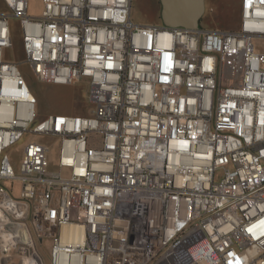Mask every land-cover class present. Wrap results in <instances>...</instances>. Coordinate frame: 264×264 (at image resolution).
<instances>
[{
	"label": "built area",
	"instance_id": "built-area-1",
	"mask_svg": "<svg viewBox=\"0 0 264 264\" xmlns=\"http://www.w3.org/2000/svg\"><path fill=\"white\" fill-rule=\"evenodd\" d=\"M29 1L0 0V264H47L46 239L48 264H264V0H239L234 29L136 24L131 0ZM22 63L86 81L90 113L38 118ZM25 133L57 139L56 168L30 140L16 171L6 149Z\"/></svg>",
	"mask_w": 264,
	"mask_h": 264
},
{
	"label": "rangeland",
	"instance_id": "rangeland-1",
	"mask_svg": "<svg viewBox=\"0 0 264 264\" xmlns=\"http://www.w3.org/2000/svg\"><path fill=\"white\" fill-rule=\"evenodd\" d=\"M41 6V0H30L29 13L31 15L38 14ZM160 8L159 0H131V20L141 25L160 24ZM199 24L201 27L209 29L236 28L239 24V0H205V11L201 16ZM10 28L13 46L6 50V54L16 61H23L22 34L16 20L10 19ZM255 45L258 49L264 48V42L261 40H256ZM20 70L29 89L35 96V110L38 118L60 111L79 114L90 113V105L85 95L86 81L82 80L74 85L45 83L38 80L25 63L20 65ZM30 140L43 142L51 147L49 155L51 167L56 168L58 165L57 139L55 137L25 133L20 140L6 149L16 171L19 169L23 147ZM63 174L68 175V172L64 171ZM5 184L11 187L15 195L18 194L20 188L19 181H6ZM51 244L49 239L38 243L47 264L49 263Z\"/></svg>",
	"mask_w": 264,
	"mask_h": 264
},
{
	"label": "water",
	"instance_id": "water-1",
	"mask_svg": "<svg viewBox=\"0 0 264 264\" xmlns=\"http://www.w3.org/2000/svg\"><path fill=\"white\" fill-rule=\"evenodd\" d=\"M160 17L167 26L195 29L205 11V0H159Z\"/></svg>",
	"mask_w": 264,
	"mask_h": 264
},
{
	"label": "bare ground",
	"instance_id": "bare-ground-1",
	"mask_svg": "<svg viewBox=\"0 0 264 264\" xmlns=\"http://www.w3.org/2000/svg\"><path fill=\"white\" fill-rule=\"evenodd\" d=\"M63 231H64V234H66L68 231H72L70 227L64 225L63 226Z\"/></svg>",
	"mask_w": 264,
	"mask_h": 264
},
{
	"label": "flooded vegetation",
	"instance_id": "flooded-vegetation-1",
	"mask_svg": "<svg viewBox=\"0 0 264 264\" xmlns=\"http://www.w3.org/2000/svg\"><path fill=\"white\" fill-rule=\"evenodd\" d=\"M159 21H160L161 24H163V23H162V20H161V17L159 18Z\"/></svg>",
	"mask_w": 264,
	"mask_h": 264
}]
</instances>
